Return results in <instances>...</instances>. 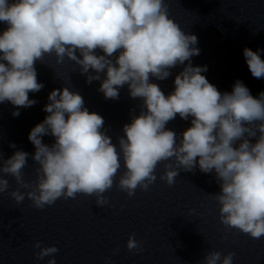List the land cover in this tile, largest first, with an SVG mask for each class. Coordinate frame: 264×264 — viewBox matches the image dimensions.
<instances>
[{"label": "clouds", "instance_id": "1", "mask_svg": "<svg viewBox=\"0 0 264 264\" xmlns=\"http://www.w3.org/2000/svg\"><path fill=\"white\" fill-rule=\"evenodd\" d=\"M0 23L6 25L0 32V104H12L14 117L37 103L29 93L44 85L35 65L53 54L57 64L68 60L78 66L86 83L101 81L98 91L105 99H118L127 85L130 97L142 100L139 115L123 125L117 147L104 130V118L85 107L79 92L68 86L52 90L43 108L48 115L28 135L36 178H24L28 152L16 150L8 159L0 154V194L16 204L27 198L40 210L77 195L94 197L103 207L114 183L128 197L137 189L147 192L157 180V166L170 161L160 180L173 185L181 169L214 172L221 190L208 195L219 205L220 222L253 239L264 237V91L254 97L240 80L230 93L211 84L203 75L207 66L191 62L200 54L197 36L171 18L166 0H0ZM261 51L243 49L256 79H264ZM181 65L170 94L150 82L167 79ZM177 115L191 117L179 142L177 133L166 129ZM44 136L54 143L45 144ZM7 176L15 180V190L9 191ZM126 247L142 250L135 233ZM33 248L39 249L36 260L49 257L47 264H56L55 245L35 241ZM235 255L209 251L200 264H233Z\"/></svg>", "mask_w": 264, "mask_h": 264}]
</instances>
